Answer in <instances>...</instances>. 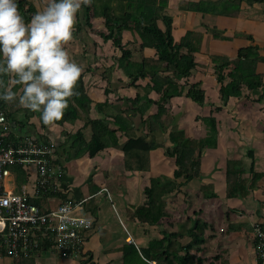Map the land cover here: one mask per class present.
Here are the masks:
<instances>
[{
    "label": "crops",
    "instance_id": "1",
    "mask_svg": "<svg viewBox=\"0 0 264 264\" xmlns=\"http://www.w3.org/2000/svg\"><path fill=\"white\" fill-rule=\"evenodd\" d=\"M23 1L19 10L22 16H26L27 7L33 9L28 14L29 20L46 5V0ZM198 1L223 2L166 0L164 13L172 18L174 40H179L187 30L199 33L201 40L199 49L192 53L195 66L186 77L177 80L176 86L181 92L172 94L164 104L172 118L170 124L147 131L143 120L156 112L155 103L134 117L135 134L144 135V141L156 143V147L124 150L122 145L127 136L117 132V145L109 143L94 156L85 151L65 160L63 141L77 131L88 141L92 135L89 123L76 118L44 124L39 112L19 105L22 85L16 90L17 99L4 103L3 109L10 113L13 134L37 135L58 146L64 171L59 190L54 192V203L64 197L91 198L96 207V214L83 211L84 216L93 219V224L80 256L61 257L41 251L34 257L20 259V264H123V247L130 244L139 254L129 258L127 264H152L154 260H146L140 249L163 237L166 240L163 250L170 255V264H256L252 226L264 223V61H257L254 66L260 76L256 88L249 89L243 84L237 95H229L224 100L220 86L230 80L233 67L224 59H234L237 49L256 45L258 54L264 56V2L242 0L238 13L227 15L188 9L189 2ZM86 13L82 6L76 16L73 39L65 47L70 58L82 68L85 91L91 99L88 117L112 119L124 113L128 105L126 98H134L153 82L149 76L133 80L124 74L115 60L118 52L112 39L103 38L108 33L103 16L90 14L88 24ZM157 24L165 29L162 20ZM120 39L131 51L132 60L157 58L154 47L141 46L142 40L136 31L123 29ZM214 56L216 60L212 59ZM159 73L174 80L173 67ZM218 74L223 79L219 80ZM10 79L8 75L6 84ZM191 86L203 91V103L187 96ZM147 96L157 100L160 93L150 89ZM210 117L214 120H206ZM170 130H182L188 138L207 141L201 150L200 176L176 179L179 182L176 188L164 195V215L157 223L129 219L128 208L147 202L144 188L151 177H173L175 158L167 154L171 148ZM228 159L240 161L238 167L242 170L238 176L245 178L246 183L254 173H261L248 193L227 196ZM16 262L10 256H0V264Z\"/></svg>",
    "mask_w": 264,
    "mask_h": 264
},
{
    "label": "trees",
    "instance_id": "2",
    "mask_svg": "<svg viewBox=\"0 0 264 264\" xmlns=\"http://www.w3.org/2000/svg\"><path fill=\"white\" fill-rule=\"evenodd\" d=\"M113 1H115V4H112ZM241 1L223 0L222 3L216 1L189 2L188 9L236 15ZM256 1L264 2V0ZM23 2V0L17 1L19 10L22 8ZM83 7L85 11H88L86 13V22L88 24L90 14H100L103 16L104 24L108 29V33L104 34L103 38L112 39L113 45L118 51L115 60L124 74L133 80L138 76H149L153 83L152 85H146L143 92L138 91L134 98H126L128 105L124 113H118L112 119H90L88 112L91 99L85 91L82 75H80L74 90L76 94L68 100V107L65 109L62 119L55 122L62 123L63 121H73L76 118H83L86 123L91 125L92 135L86 141L80 131L68 134L61 145L64 159L70 160L85 151L90 156H94L108 146L109 143L117 145V132L127 136L126 141L122 145L124 150L139 147L148 150L156 147V143L145 142L144 135L137 136L135 134L134 125H132L134 117L137 114L142 115L151 104L155 103L157 105L156 112L143 120L147 131H153L170 124L172 118L164 104L172 94L181 92L180 89H177V80L181 77H186L191 68L195 66L192 53L199 49L201 35L193 30H187L179 40L175 41L172 36V18L164 13L166 0H92L90 6ZM32 10L29 7L25 9L26 16L23 17L26 22L29 20L28 14ZM159 19L164 22V30L158 27L157 21ZM123 29L136 31L142 40L141 46L154 47L157 51V58H143L141 61L132 60L131 51L121 44L120 33ZM237 55L232 60L224 59L226 64L232 63L233 65L229 72L230 80L220 86V93L224 100L229 95H237L243 84L249 89L256 88L260 84V76L255 73L254 66L257 61H264V56L258 54L257 46L248 45L242 47L238 50ZM212 59L216 60L217 58L214 56ZM169 67H173L174 80L159 73L168 70ZM0 79H3L6 84L8 75L0 76ZM218 79H223L221 74H218ZM18 86L15 85L12 90L16 92ZM150 89L160 93L157 100H153L147 96ZM186 94L198 103L204 102V93L196 86H191ZM4 103L5 101L0 100L2 108H4ZM8 114L10 113L8 112ZM163 115L164 117H162ZM206 120L213 121L214 119L210 117ZM110 124L115 127H112ZM168 138L171 142V148L167 154L175 158L176 165L173 177L166 179L162 176L151 177L149 185L144 188L147 202L128 208L127 216L129 219L149 224L157 223L164 215V195L176 188L179 183L176 179L183 177L184 180H189L200 176L201 150L206 146L207 141L205 139L188 138L182 130H170ZM239 164V160H227V196L248 193L253 187L256 178L261 175V173H254L249 183H246L245 178L241 179L240 175L238 176L242 170L238 167ZM36 202L39 203L40 200H36ZM83 207L96 214L93 199L85 200ZM198 224L200 223H195L192 229L195 230ZM165 241L164 237L150 241L147 247L140 249L141 255L146 260H154L155 264H170V255L167 251L163 250ZM138 254L139 250L134 245L124 246L123 264H127L129 258L138 256ZM20 259L23 258H17L16 264H20Z\"/></svg>",
    "mask_w": 264,
    "mask_h": 264
},
{
    "label": "built area",
    "instance_id": "3",
    "mask_svg": "<svg viewBox=\"0 0 264 264\" xmlns=\"http://www.w3.org/2000/svg\"><path fill=\"white\" fill-rule=\"evenodd\" d=\"M12 126L0 105V256H80L93 219L83 215L85 199L54 203L64 171L58 146L13 134ZM252 233L256 264H264V223H254Z\"/></svg>",
    "mask_w": 264,
    "mask_h": 264
},
{
    "label": "clouds",
    "instance_id": "4",
    "mask_svg": "<svg viewBox=\"0 0 264 264\" xmlns=\"http://www.w3.org/2000/svg\"><path fill=\"white\" fill-rule=\"evenodd\" d=\"M92 0H46L29 21L17 0H0V100L13 102L15 85H22L19 105L39 112L46 125L62 119L82 68L65 45L73 39L76 16Z\"/></svg>",
    "mask_w": 264,
    "mask_h": 264
},
{
    "label": "bare ground",
    "instance_id": "5",
    "mask_svg": "<svg viewBox=\"0 0 264 264\" xmlns=\"http://www.w3.org/2000/svg\"><path fill=\"white\" fill-rule=\"evenodd\" d=\"M261 2V1H260ZM105 8V7H104ZM86 12H88V11H86ZM127 13V12H126ZM128 15V14H127ZM159 16V15H158ZM125 17V16H124ZM102 18V17H101ZM165 18V17H164ZM91 21V20H90ZM114 21V20H113ZM132 23V22H131ZM88 25V24H87ZM129 27V26H128ZM87 28V27H86ZM117 29V28H116ZM78 30V29H77ZM117 35V34H116ZM118 36V35H117ZM102 39V38H101ZM107 40V39H106ZM237 51H238V49H237ZM118 52V51H117ZM196 55V54H195ZM238 56V55H237ZM202 57V56H201ZM254 58V57H253ZM256 58V57H255ZM250 61V60H249ZM246 63V62H245ZM256 64V63H255ZM261 75V74H260ZM259 89V88H258ZM29 258V257H28ZM31 259V258H30Z\"/></svg>",
    "mask_w": 264,
    "mask_h": 264
}]
</instances>
